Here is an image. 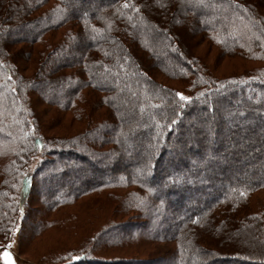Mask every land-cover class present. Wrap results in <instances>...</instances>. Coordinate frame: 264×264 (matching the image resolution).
<instances>
[{"label": "trees", "instance_id": "trees-1", "mask_svg": "<svg viewBox=\"0 0 264 264\" xmlns=\"http://www.w3.org/2000/svg\"><path fill=\"white\" fill-rule=\"evenodd\" d=\"M5 1L9 6L5 7L0 0L2 15L0 21L6 20L11 12L17 9L23 16L26 14L33 16L34 19L29 25L35 28L28 29V33L31 34L33 44L40 42L42 48L31 47L33 49L31 55L42 57L43 61L47 60L50 63L47 73L60 66L64 59L72 60L76 57L81 62L66 74L63 73L64 79L62 76L59 79L48 78L47 89L50 97L48 99L46 96L47 104L64 111L78 110L77 101L80 100L88 107L96 105L97 101H92L90 95H83L84 90L91 88L105 93L97 98L111 107L119 122L120 119L123 122L133 120V116L138 115L140 110L145 118L155 117L156 125L160 128L168 127V130L158 139L154 151L156 160L150 166L149 180L146 181L135 171L140 169V163L144 160L137 155L133 156L132 168L123 169L124 171L118 170V167L113 168L121 165L120 157L126 152L121 139L115 135L117 127L114 119L101 116L100 121L98 116L87 112L88 114L84 116L87 126L72 136L71 140H89L92 147L87 148V151L92 155L117 154L113 164L109 162L112 171L108 173L107 178L94 181L80 178L78 174H74L71 179L67 172L57 177L52 173L46 180L47 185L52 186L55 183L60 187L65 186L67 187L65 193L56 198L51 196L48 202H44L46 205L43 204L45 209H34L32 204L35 203L31 194L38 187V183L33 182L34 176L46 161L52 163L42 156L50 153L49 150L59 155L79 153L80 157L84 156L76 148L48 149L51 142L48 144L49 138L43 136L39 111H36L38 99L30 98L29 95V90L41 84L38 79L44 74L41 65L38 78L28 77L22 73L21 65L12 60V54L0 55V242L6 239L5 234L8 235L13 230L18 231L27 212H33L36 217L41 218L39 216H48L64 206L72 205L88 191L112 190L110 192L112 201L110 200L111 204L108 203L111 209L107 210L103 223L95 222L93 226L95 221L93 216L96 217L97 214L92 210L95 206L90 204L89 210L79 217L82 224L80 228L75 224L76 217L73 214L48 220L42 218V223L38 221L34 224L32 233L52 227L64 230L82 228L79 232L81 241L75 247L69 248L71 251L61 249L57 252L58 254L52 257L53 264H97L101 260L102 262L120 260L119 264H264V257L251 258L229 253L226 255L209 243V236L214 231L218 233L217 236L221 233L223 235L221 238L227 236L228 232L233 239L237 238L239 233L245 232L256 242L264 244V205L261 204L264 195L256 197L261 192L264 193V152L262 156H256L258 163L251 171H247L241 166H234L235 159L226 144L230 138L231 142L236 144L244 142L245 138L246 145L253 148L260 144L261 137H264V133L260 134L258 130V128L264 130V7L261 5L264 0H259L260 6L258 0H202L200 4L195 0L191 4L187 0L183 2L168 0L175 4L174 7L178 6L180 10L187 9L191 12L187 14V18H191V22L199 26V34L214 45L221 56L241 59L239 64L242 66L241 70H232L233 72L229 74L221 75L201 60L193 59L195 56L193 57L190 51L189 55H184L173 32L156 27L158 13H150L155 9L153 0H128L127 8L124 7L126 0H96V6L89 4L78 7L82 9H78L72 0ZM15 3L19 4L17 9ZM85 3L88 4L90 1L85 0ZM210 3L216 5L213 7L214 11ZM39 8L45 9L42 14ZM133 8H137L138 11H133ZM80 10L82 13L78 14ZM167 20H173L171 15ZM72 21L81 28L78 27L70 33L68 28L63 27ZM123 23L130 39L139 43L138 49L141 53L127 50V46L115 35V32L123 29L121 26ZM23 24L19 22L18 25L11 26L3 32L4 37L18 34L20 28H24ZM51 27V30L62 29V39L56 44L45 38L46 29ZM180 37L183 40L184 37L182 35ZM161 39L166 40L168 45L161 47L159 44ZM144 53L151 56L165 74L183 82L182 87L177 89L166 86L146 76V72L140 67L134 66L140 55L146 57ZM166 56L169 58L166 59ZM95 69L115 74L103 79L96 74ZM113 76L116 77L115 82L118 78L121 79L126 89L122 91H128L135 96L132 110L122 109V116L118 114L117 104H113L121 94L111 84ZM106 84L110 85L111 92L105 89ZM177 92L190 99L180 101L176 96ZM238 94L239 97L236 96ZM181 104L184 106L181 107ZM197 110L211 117V120L202 124L200 128L208 130L213 144L205 137L189 144L186 138L188 131L181 129L186 114H190L189 112L195 114ZM183 112L185 114H182ZM221 121L228 124L233 121L232 130H228L227 127L224 129ZM246 121H251L252 125L246 124ZM106 126L110 128L112 135L108 143L110 146L106 147L105 143L107 149H100L99 141L104 143L108 140L104 136L108 133ZM241 127L247 130L240 132ZM168 132H172V136L182 134L184 138L172 142L169 139L174 150L177 148L179 153L161 163L162 150L173 152L170 143L167 144ZM141 133L140 130L128 132L126 137L134 143H140L136 135L140 136ZM213 146L217 152L212 149ZM211 150L218 156L221 154L220 157L225 156V159L217 160L212 153L208 160L205 159L212 164L210 170L194 163L192 156H199L198 153L201 151L211 154ZM227 154L230 155L226 156ZM35 155L40 159L32 168L31 158ZM224 165L226 167H223ZM221 166L226 171L225 175L214 177L213 174L219 173L217 171ZM239 170L242 172L241 175L248 179L238 175L234 179L230 178V172ZM70 180L82 181L84 184L71 192L70 189L74 187ZM216 183L221 186H215ZM131 186L134 190L127 189L124 195L114 193V190L120 187ZM192 194L195 195L194 198L189 197ZM114 200L117 201V205L112 208V204L116 203ZM167 207L171 208L170 216L174 215L175 222L171 228L160 232L157 226ZM130 214L137 219L121 221L114 219L115 216L123 218ZM20 229L18 233H21ZM221 238L219 239L222 240ZM150 244H164L168 247L162 255L152 259H110L92 255L108 248ZM69 257L73 258L69 263H64ZM0 262L4 264L2 259Z\"/></svg>", "mask_w": 264, "mask_h": 264}, {"label": "rangeland", "instance_id": "rangeland-1", "mask_svg": "<svg viewBox=\"0 0 264 264\" xmlns=\"http://www.w3.org/2000/svg\"><path fill=\"white\" fill-rule=\"evenodd\" d=\"M90 3H85V0H72L74 5L78 7H83L84 5H93L96 6L97 4L95 3L96 0H89ZM154 1V3H153ZM149 1L151 4L153 3V13L150 12L151 14L158 13V18L156 19L157 21V26L159 29L161 28L162 30L165 31H170V33L173 32V36H175V39L179 43V46L181 50H183V54L189 55L190 51L193 54V59H199L204 64H206L208 67L212 68L218 75H221L223 73L229 74L230 72H233L232 70H241V59L240 58H228L225 56H221L219 53L218 49L212 45L207 39L202 38L203 36L199 34L200 29L198 28L199 26H195L193 22H191V18H187V14L191 13L189 12L186 7V11L178 9V6H175V4H172L171 1L169 2L168 0H160V4L166 5L165 7H161L160 4L156 2V0ZM182 1V0H181ZM17 2V1H16ZM258 5L260 6L261 2L259 0L257 1ZM1 3L5 5V7L8 8V4L5 0H1ZM12 4V3H10ZM16 4V8H18V3ZM150 4V3H149ZM205 4V3H203ZM207 4V3H206ZM1 5V4H0ZM28 5V4H27ZM210 7H212V11L214 4L210 3ZM264 7V1L261 4ZM25 8V6L23 5ZM6 8V11H7ZM39 12L42 14V12L45 10L44 8H39ZM82 9V8H78ZM174 9V11H172ZM13 10V9H12ZM190 10V9H189ZM264 10V8H263ZM19 11V12H18ZM173 13H171V12ZM191 11V10H190ZM187 12V13H186ZM82 10L78 14H81ZM36 15V14H35ZM169 15H171L172 19L171 21L167 20ZM2 17V15H0ZM191 17V16H189ZM154 18V17H153ZM33 16L29 15H22V12L17 9L13 10L9 17L6 20L0 21V55L4 56V54L10 53L12 54V60L15 63H18L21 65V71L24 75L26 76H32L38 78L41 71L39 70V66L41 65V68L43 69V73L41 76L38 78L40 85H37L36 87H33L31 90H29V95L30 98H37L38 99V107L36 108V111H39V118H40V123H41V129L44 133L45 138H49L48 144L50 143L48 149L50 148H56L57 150L60 147H63L65 149H70V148H76L78 151L84 156V158L80 157V154H65V155H59V153H54L51 152L52 150H49L50 153L44 154L42 158L46 157V160L52 161V163L45 162V165H42L40 171H38L33 179V182L38 183V187L35 189V192L31 194V198H33L34 203L32 204L34 209H45L44 206L46 205L44 202H48L49 199L52 197H59L63 193H65V186H59L58 184L53 183L52 186L47 185L46 180L49 179V176L54 173L55 177L61 176L63 173L67 172L68 176L72 179L74 174H78V176L81 178L89 179L90 180H100L102 178H107L109 176L108 173L112 171L114 167H118V170H127L132 168V159L134 155H137L141 159H144L141 161L140 169L135 170L138 172V174L141 177H144L146 181L149 180L150 176V166L152 162L156 160L154 157L155 154V148L158 144V139L166 133L168 130V127L160 128V126L156 125V118L155 117H150V118H145L144 114L139 110L138 115L135 114L133 116V120H127V121H121L119 122V119L116 118L115 113L112 112L111 107L108 106V104H103V101L98 99L97 97H100V95H105L103 94L102 91H95L94 89H86L83 91V95H90L92 101H97L96 105L88 107L86 104H84V101H77L78 104V110H60L59 108H53L51 105L46 103V99L48 96V99L50 97V94L48 93V78H60L63 73L66 74L67 72L70 71V69L74 68L77 66L78 63H81L80 60L78 61L76 57H74L72 60L70 59H64L62 60L63 63L56 67L54 70H51L50 73H47V69L50 67V63L46 60L43 61L42 57L36 56L34 54L31 55V52L33 49L31 47H34L35 49L37 48H42V43L39 44L40 42L34 43L33 44V39H31V34L28 33V29L35 28L33 26H30L31 21H33ZM132 19V17L130 18ZM154 20V19H151ZM168 21V22H166ZM19 22H23V27L20 28V32L16 34L15 36H6L4 37L3 32L7 31L11 26H16L19 24ZM76 22L72 21V23L66 24L63 28H68L70 33H72V30L80 27V25H76ZM30 24V25H29ZM27 25V27L25 26ZM44 24H42L43 26ZM39 28L40 25H38ZM122 30L119 31L118 33L115 32V35H117L120 40L126 45V49L135 52H140L138 49V42H134L133 40L130 39L128 31L125 29V25L123 23ZM196 28H198L196 30ZM51 28L46 29L47 33L45 34V38L49 39V41L52 44L58 43L62 39V29H55L51 30ZM54 31V32H53ZM82 31V30H81ZM180 36L182 35L184 38ZM4 37V38H3ZM185 42V44H184ZM159 44L161 47L168 45V42L166 40H159ZM186 47H184V46ZM163 51V49L161 48ZM164 52V51H163ZM17 53V55H14ZM141 53V52H140ZM146 57H142L140 54L139 58L137 61H135L134 66L140 67L144 72H146V76L149 78L155 79L157 82H160L164 85L172 86L174 88L180 89L182 87L181 81H178L176 78L170 77V75L165 74L162 69L160 70L158 68V65L154 63L153 58L149 56L147 53H144ZM169 58L166 56V59ZM42 60V61H41ZM9 61V60H8ZM10 64V62H9ZM11 65V64H10ZM248 65V64H247ZM195 67L199 68V66L195 65ZM53 68V67H52ZM46 70V72H45ZM112 71H115L112 69ZM95 72L98 76L102 77L103 79H107V77L112 76V74H115V72L111 73L108 72L106 73L105 70H97L95 69ZM108 74V75H107ZM174 76V74L172 75ZM63 78V76H62ZM64 79V78H63ZM113 82L111 83L113 86H115V89L120 91V98H116V102L113 101V104H117L118 110L120 116L123 114L121 113L122 109H127L129 111L132 110V106L134 105V100L135 96L128 91H122L126 90L123 83L121 82V79L118 78V81L115 82L116 77L113 76ZM68 80V79H67ZM64 81V80H63ZM67 82V81H66ZM64 83V82H63ZM71 83V82H70ZM109 84L104 85L106 90H110L109 92L112 91ZM108 86V87H107ZM97 88V87H96ZM95 88V89H96ZM101 92V94H100ZM132 92V91H131ZM239 97V94L236 95ZM129 98H132L129 100ZM36 99V100H37ZM94 103V102H91ZM92 105V104H90ZM112 106V105H111ZM63 109V108H62ZM92 113L95 116H98L100 121L101 116L107 117V118H113L114 119V124L117 127V130H115V135H117L121 139L122 146L124 147V150L126 152L124 153L123 156L120 157L122 163L121 165L113 166L111 168V163L115 161L116 155H111V153H105L102 156H96L92 155L90 152L87 151V148L92 147V143L89 140H81V139H74L71 140L72 136H74L76 133L80 132L81 130L84 129L85 126H87V120L84 118L88 113ZM114 113V114H113ZM190 114H186L184 124L181 127L182 130L188 131V139L189 144H192L194 141L198 140V138H206L207 141L210 142V144H213L211 140V135H209L208 130L204 129L202 130L200 127L202 124H205L206 122L211 120V117H207L204 113L201 111H196L195 114L192 112H189ZM182 114H185L183 112ZM135 117V118H134ZM103 118V117H102ZM235 119V117H232ZM152 119V120H151ZM236 120V119H235ZM152 121V122H151ZM99 122V121H98ZM222 127L224 129H231L232 123H224L223 121L220 122ZM251 121H246V124H250ZM97 125V123H96ZM108 127V126H106ZM97 128V127H95ZM242 128V127H241ZM107 134H105V138L108 139L104 143L99 141V148H105V143L106 147L110 146L108 144L111 140L112 135L110 134V128L108 127ZM109 130V131H108ZM140 130L142 132L140 136L139 134L136 135L137 138L140 139V143L136 142L134 143L130 139L126 137V134L133 133ZM232 130V129H231ZM246 128H242L239 131L244 132L246 131ZM259 133L263 134L264 130L263 128L259 129ZM117 131V132H116ZM148 131V133L146 132ZM70 138V139H69ZM68 139V140H67ZM167 144L170 143L174 140H177V137L172 136V135H167ZM209 139V140H208ZM45 140V139H44ZM157 140L156 142H154ZM228 143H226L228 146L227 148L230 149V154H233L234 157V166H241L242 169H246L247 171H251L256 163H258V160H256V156L260 155L262 156V153L264 152V137H261V143L258 144L256 147H251L249 148L248 145H246L245 141L247 139L243 138L244 142H240L239 144L231 142V138L227 139ZM174 143V142H173ZM78 144V146H77ZM104 146V147H103ZM171 148L174 146L169 145ZM115 147V146H114ZM212 147V146H211ZM107 149V148H105ZM214 149V146L213 148ZM216 151V149H214ZM214 150H211V154L208 153H198L199 156H192V159L194 160V163L204 166L207 165L209 162L205 161V159L208 160V158L212 155V153L216 156L215 158H218L217 160H224V157H220L221 154L218 156L216 155L217 151L214 152ZM162 157L160 158L161 163H164L166 159L173 158L176 156L177 152L179 151L177 148H173V152L170 153L168 150H162ZM83 152V153H82ZM68 153V152H67ZM179 153V152H178ZM201 154V155H200ZM230 154H227L226 156H229ZM59 155V156H58ZM111 155V156H110ZM247 155L249 156L247 158ZM264 155V154H263ZM38 155L32 156L31 158V167H34V164L38 163L39 157ZM171 156V157H170ZM154 157V158H153ZM37 158V160H36ZM158 158V159H159ZM202 158V159H200ZM192 160V161H193ZM92 161V162H91ZM36 162V163H35ZM109 162H111L109 164ZM247 162V163H246ZM253 162V163H251ZM92 163L94 165H92ZM226 163V162H225ZM246 163V164H245ZM113 164V163H112ZM205 164V165H204ZM210 164V163H209ZM107 165V166H105ZM41 166V165H40ZM70 166H73L71 168ZM233 166V167H234ZM66 167V168H65ZM221 168V167H220ZM124 169V170H123ZM241 171H233L230 172V178L234 179L238 175L241 178H244L241 175ZM221 174L217 173L215 176L217 178L220 177ZM77 176V177H78ZM74 179V178H73ZM244 179H248V177L245 176ZM45 181V182H44ZM73 187L71 188V192H74L75 189L80 188L83 186L82 181H75V180H70ZM88 181V182H89ZM92 181V182H93ZM1 184V182H0ZM219 185L218 183L215 184ZM68 186V185H67ZM221 186V185H219ZM214 187V185H213ZM225 187V186H224ZM68 188H70L68 186ZM134 190V187L131 186L129 188L126 187H120L117 190H114V193L124 195L126 190ZM213 189V188H212ZM4 190V188H3ZM6 190V189H5ZM211 190V189H210ZM112 190H103L99 192H90L88 191L87 193L83 194L79 199H77L72 205L69 206H64L62 209L56 211L53 214L46 215V216H39L41 218L36 217L33 212H27L26 216L24 217V221L21 222V226L17 229L21 230V233H18V231H10L9 234L6 235V239L0 242V252H3L5 248L11 253L12 259L15 262V264H53L52 262V257L54 255H57L61 249L64 250H69L71 247H75L80 241H81V234L79 235V232L81 229L74 228L71 230H64L60 228H48L46 230L41 229L40 231L36 230L35 232L32 233V229L34 224L39 221V223H42L43 220L42 218L45 219H51L54 217H59V216H68L70 214L75 215L76 219L74 220L75 224H78L79 228L82 226L80 224V215H84L86 210H89L90 204L95 206L93 209L90 207L94 213H96V217H94V223L93 226L96 224L95 222L103 223L105 221V217L107 215V210H110L111 207H109L110 200L112 199V193H110ZM109 192V193H108ZM15 195V191H13ZM9 194V192H7ZM162 195V194H161ZM264 193L258 194L256 196L257 198L263 196ZM163 196V195H162ZM195 195L189 196L190 198H194ZM123 197V196H121ZM163 198V197H162ZM118 203H120V197L118 198ZM192 200V199H191ZM112 201V200H111ZM115 201V200H114ZM123 201V198L121 199ZM194 201V200H193ZM116 203L112 204V208H114L117 205ZM109 203V204H108ZM113 203V202H112ZM9 204V203H7ZM43 204H45L43 206ZM256 204V203H254ZM261 204L264 205V199L261 200ZM169 205V204H168ZM102 206L103 208H101ZM167 206V205H166ZM171 208H168L163 211L161 217H160V224L158 227L160 232H163L165 230H168L171 228L175 222L174 220V215L170 216V210ZM96 210V211H95ZM114 218V216H113ZM114 219H120L119 221L123 219H128V220H136L137 217L132 216L130 214L129 216H125L123 218L115 216ZM156 229V228H155ZM78 231V232H77ZM86 232V229L83 230ZM115 232L117 230H114ZM225 232V231H224ZM18 233V234H17ZM78 233V234H77ZM218 233L214 232L212 233L211 236H209L210 239V245L212 244L214 248H219L221 250V253H226V255L229 254H237V255H243V256H249L251 258H261L264 257V244L256 242L250 235H248L245 232L239 233L237 238H231V234L227 236L225 235L224 238H221V233L220 236H217ZM221 238L222 240H220ZM212 240L214 242H212ZM216 245V246H215ZM167 245L164 244H157V245H140V246H134V247H120V248H115L111 249L108 248L107 250H103L101 253L99 252H94L92 255H101L103 258H138V259H152L155 257H158L159 255H162L164 250L167 249ZM211 247V246H210ZM47 257V260H46ZM73 258V257H72ZM69 257L66 259L64 263H69L70 260L72 259ZM2 258H0L1 261ZM3 260V259H2ZM4 261V260H3ZM0 264H2L0 262ZM58 264V263H55Z\"/></svg>", "mask_w": 264, "mask_h": 264}, {"label": "snow or ice", "instance_id": "snow-or-ice-1", "mask_svg": "<svg viewBox=\"0 0 264 264\" xmlns=\"http://www.w3.org/2000/svg\"><path fill=\"white\" fill-rule=\"evenodd\" d=\"M156 2L158 3V4H160V0H156ZM182 2H183V0H182ZM187 2L189 3V4H191L192 2H193V0H187ZM195 2L197 3V4H200V3H202V0H195ZM160 6L161 7H165L166 5H164V4H160ZM124 7H129V3H128V0H126V2H125V4H124ZM133 11H138V9L137 8H133L132 9ZM176 96L177 97H179V100L180 101H188L190 98L189 97H187V96H184L182 93H180V92H177L176 93ZM181 107H183L184 105L183 104H181L180 105ZM173 123H175V121H173ZM244 193H241V195H243ZM0 258H2L3 260H4V264H14V261H13V259H12V256H11V253L7 250V248H5V250L3 251V252H0Z\"/></svg>", "mask_w": 264, "mask_h": 264}, {"label": "bare ground", "instance_id": "bare-ground-1", "mask_svg": "<svg viewBox=\"0 0 264 264\" xmlns=\"http://www.w3.org/2000/svg\"><path fill=\"white\" fill-rule=\"evenodd\" d=\"M172 135V132H168L167 133V135ZM175 137H177V141H180V139H183L184 138V136L182 135V134H177V135H175ZM186 154V153H185ZM210 163V162H209ZM207 164V165H205V167L206 168H208L209 170H210V168L212 167V164L210 163V164ZM187 166V165H186ZM223 167H226V165H224ZM223 167L221 166V168H220V170L219 171H217V172H219L222 176H224L225 174L224 173H226V171L223 169ZM214 170V169H213ZM213 176L214 177H217V176H215L214 174H213ZM99 263H101V264H119V263H121L120 262V260H111V261H104V262H102V260H101V262H98L97 264H99ZM96 264V263H95Z\"/></svg>", "mask_w": 264, "mask_h": 264}]
</instances>
